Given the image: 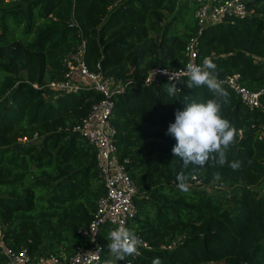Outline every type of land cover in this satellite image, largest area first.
<instances>
[{"label":"trees","instance_id":"trees-1","mask_svg":"<svg viewBox=\"0 0 264 264\" xmlns=\"http://www.w3.org/2000/svg\"><path fill=\"white\" fill-rule=\"evenodd\" d=\"M252 14L206 26L198 36L197 60L216 64L221 82L240 73L252 89L264 88V0H250ZM197 0H0V229L5 241L35 256L73 252L86 237L98 197L106 191L96 149L75 129L103 93L94 86L56 89L65 78V58L85 42L92 70L122 80L115 91L111 121L119 156L137 182L138 212L126 228L142 234L136 264H264V109L247 106L228 82L221 115L237 137L227 165L184 168L166 135L185 96L214 99L204 87L169 98L162 76L146 81L155 66L179 68L197 33ZM264 101V91L262 94ZM199 174L203 183L178 187V175ZM217 175L219 178L217 179ZM215 184L227 186L221 193ZM138 193V194H139ZM100 235L104 261L112 258ZM171 249L161 248L174 239ZM0 264L8 258L0 246ZM116 264H126L117 261Z\"/></svg>","mask_w":264,"mask_h":264},{"label":"built area","instance_id":"built-area-1","mask_svg":"<svg viewBox=\"0 0 264 264\" xmlns=\"http://www.w3.org/2000/svg\"><path fill=\"white\" fill-rule=\"evenodd\" d=\"M194 15L196 19L197 33L193 35L186 46L188 56L187 63L179 68L167 66L153 67L146 81H154L161 76L169 81L172 75L177 80L180 88L182 79L186 75V66L194 62L202 66L198 57V36L204 28L210 24L230 21L246 14H252L256 10L248 2L250 0H197ZM85 42L73 50L64 60L67 67L65 78L51 80L49 85L56 89L79 90L83 86H94L102 91L103 97L94 102L91 110L83 117L80 124L75 126L81 134L96 149L97 166L106 191L101 194L96 202V208L92 213L88 224L78 228V232L86 237L85 244H80L73 252L56 253L35 256L26 246L17 249L8 244L4 239V230L0 229V246L8 258V264H102L105 245L100 235L106 226L115 229L121 225L126 227L130 220L138 212L136 196L140 192L139 186L130 174L126 164L128 157L123 160L119 156L118 145L114 141L116 127L111 121L115 100L112 97L115 91H124L122 80L113 77H105L101 70H92L88 66L85 56ZM164 71L168 74H164ZM154 72V75H153ZM240 73L228 75L221 82L226 81L239 94L242 101L251 108L264 109L262 94L264 88L252 89L240 81ZM118 153V155H116ZM203 179L199 174H194L189 181L190 185H201ZM144 242L143 247L152 248V244L140 233H136ZM180 242V238L174 239L169 244H162L161 248L171 249ZM142 254L141 249H139ZM96 252V253H94ZM94 253L93 255H89ZM95 257H98L95 258ZM160 256L155 255L154 258ZM139 256L127 257L126 264H136Z\"/></svg>","mask_w":264,"mask_h":264},{"label":"clouds","instance_id":"clouds-1","mask_svg":"<svg viewBox=\"0 0 264 264\" xmlns=\"http://www.w3.org/2000/svg\"><path fill=\"white\" fill-rule=\"evenodd\" d=\"M216 67L209 57L204 58L202 66L194 62L186 66L187 87H204L215 98L196 102L185 96L184 109L176 110L175 121L167 129L166 135L176 140L172 153L181 159L184 168H188L189 165L199 167L227 165L235 171L242 167L241 161L230 162L227 157L229 147L235 143L237 131L229 120L221 115L222 106L229 102V94L216 75ZM164 74L168 72L164 71ZM176 82V78L170 75L169 83L164 85L169 98H174L181 91ZM216 178L218 179L219 176L217 175ZM177 179L181 192L188 193L189 177L180 174ZM106 239L112 258L105 260L104 264H116L117 261H124L127 257L141 255L139 249L144 242L133 230L123 225L109 230ZM152 264H162V261L157 257L152 260Z\"/></svg>","mask_w":264,"mask_h":264},{"label":"rangeland","instance_id":"rangeland-1","mask_svg":"<svg viewBox=\"0 0 264 264\" xmlns=\"http://www.w3.org/2000/svg\"><path fill=\"white\" fill-rule=\"evenodd\" d=\"M2 78L1 74H0V79ZM116 155H118V153H116ZM214 188L217 189V191L221 192V193H225L229 190V188L227 186H224L222 184H215L214 183ZM141 197V193L137 194L136 196V201L138 203V201L140 200L139 198ZM216 264V263H215Z\"/></svg>","mask_w":264,"mask_h":264}]
</instances>
